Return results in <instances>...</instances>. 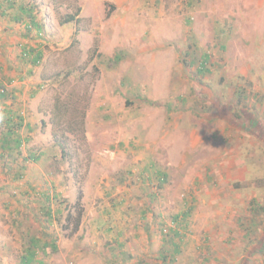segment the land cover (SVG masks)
<instances>
[{"label":"rangeland","instance_id":"obj_1","mask_svg":"<svg viewBox=\"0 0 264 264\" xmlns=\"http://www.w3.org/2000/svg\"><path fill=\"white\" fill-rule=\"evenodd\" d=\"M0 93V264H264V0H0Z\"/></svg>","mask_w":264,"mask_h":264},{"label":"trees","instance_id":"obj_2","mask_svg":"<svg viewBox=\"0 0 264 264\" xmlns=\"http://www.w3.org/2000/svg\"><path fill=\"white\" fill-rule=\"evenodd\" d=\"M21 10L26 11L27 9H25V7H24V8L21 9ZM28 10H29V9H28ZM75 14H76V13H75ZM75 14L66 15L65 18H64V20H63V21L61 20L60 24H67V23H69V22H71V21H75V22L77 23V22H78V21H77L78 19H77V17H76ZM33 24H34V23H33ZM34 25H35L38 29L41 27V26H39V25H37V24H34ZM40 56H41V54H40L39 52H36V53L34 54V59L32 60V63H33V64L37 63L38 60H39V58H40ZM4 97H5V95L2 94V93H0V99H2V98H4ZM10 119H11V116L7 118V120H9V121H10ZM11 133H13V131L9 129V130L7 131L6 134H3L5 137H4V139H3L2 143H1L2 145L8 143V142H7L8 139H9L8 137H9V135H10ZM19 144H21V142L18 140V141H17V144H16V147H18ZM153 177H154L155 180H157V182H158L157 187L159 186V188H162V186L165 185V183H166L165 178L167 177V175H165V174H163V173H155V174L153 175ZM153 177H150V178H148V179L151 180ZM187 215H188V212H183L181 218H179L178 216H177V217H173V218H174V220H176V222L181 220V223H182V222L185 221L184 218H186ZM174 222H175V221H174ZM263 237H264V231H263ZM31 244H32V245H31ZM31 244H30V246H31L30 249H31V250L29 251L28 256H25V257H23V258L21 259V261H22L23 264H32V261H33V259H34V257H35V249H36V248H35V245H36V242L33 240V241L31 242ZM256 246H260V247H256ZM261 247L264 248V242H262V244H255L254 247L252 248V251H253V252L255 251L256 253H261V252L263 251V249H261ZM255 248H256V249L259 248L260 250H256ZM255 252H254V253H255Z\"/></svg>","mask_w":264,"mask_h":264},{"label":"crops","instance_id":"obj_3","mask_svg":"<svg viewBox=\"0 0 264 264\" xmlns=\"http://www.w3.org/2000/svg\"><path fill=\"white\" fill-rule=\"evenodd\" d=\"M133 163L131 164V168L132 169H134V167H136L137 166V164H136V162L137 161H132ZM144 173V171L143 172H141V173H139L140 174V177L142 178V174ZM147 175L149 176L148 178H150V177H152V175H151V173H149L148 171H147ZM149 182H150V180H148ZM123 184L124 183V181H121L120 182V184ZM129 187V186H128ZM111 191H112V188L110 189ZM123 190V189H122ZM139 191V190H138ZM124 192V191H123ZM141 192H143V191H141ZM111 194V193H110ZM124 195L125 196H127L128 195V191H125V193H124ZM126 198H124V200H125ZM132 199L133 200H137V199H135L134 197H133V194H132ZM115 201L116 200H112V204H114L115 206L117 205L116 203H115ZM107 205V204H106ZM108 209H110L109 210V213H111V208H109V207H107ZM106 209V208H105ZM123 210V209H122ZM108 211V210H107ZM114 211V210H113ZM108 216H109V218L111 219V221L113 220V218H112V216H114V213H111V214H108ZM124 219H126V218H124ZM119 230V229H118ZM107 231H108V229H107ZM119 237H121V236H115L114 237V240L116 241V238H119ZM31 242H32V237L30 238V240H29V244H31ZM37 246V244L35 245V247ZM118 246H123V243H118ZM135 260H128V261H122V264H135ZM121 263V262H120ZM37 264H40V263H37Z\"/></svg>","mask_w":264,"mask_h":264},{"label":"built area","instance_id":"obj_4","mask_svg":"<svg viewBox=\"0 0 264 264\" xmlns=\"http://www.w3.org/2000/svg\"><path fill=\"white\" fill-rule=\"evenodd\" d=\"M171 229H174L171 225H169L166 229H164V233L167 234V232H170Z\"/></svg>","mask_w":264,"mask_h":264}]
</instances>
